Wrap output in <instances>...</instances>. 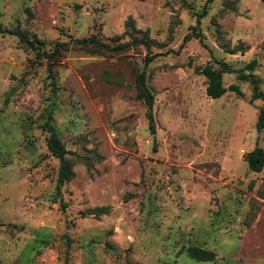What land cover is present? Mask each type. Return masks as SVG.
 <instances>
[{
  "label": "rangeland",
  "instance_id": "1",
  "mask_svg": "<svg viewBox=\"0 0 264 264\" xmlns=\"http://www.w3.org/2000/svg\"><path fill=\"white\" fill-rule=\"evenodd\" d=\"M0 25L46 53L90 36L124 44L131 30L149 42L116 55L71 44L49 62L0 33V264H264V166L246 162L264 150L262 102L235 73L210 99L200 73L256 60L264 94V0H0ZM146 56L154 135L135 88ZM47 113L74 172L59 197ZM192 246L214 259H191Z\"/></svg>",
  "mask_w": 264,
  "mask_h": 264
},
{
  "label": "trees",
  "instance_id": "2",
  "mask_svg": "<svg viewBox=\"0 0 264 264\" xmlns=\"http://www.w3.org/2000/svg\"><path fill=\"white\" fill-rule=\"evenodd\" d=\"M206 9L199 14H196V23H199V20L205 14ZM132 23V21H130ZM131 29V28H130ZM132 31V30H131ZM131 31L128 32L129 41L124 44H117L111 46L108 43H103L96 39L94 36H90L88 38L83 39H74L67 43L58 42L55 44L51 52L46 53L42 51L41 42L36 39H30L23 31L15 28L13 30H8L3 28L0 25V33L1 34H10L16 36L21 43H23L28 49L35 52L37 57H42L47 59L49 62L55 60L58 54L62 51H65L69 45H73L74 47H78L81 49H89L93 52H97L100 54H108V55H116L131 46H136L138 44H142L148 48V33H142V38H137L134 33ZM194 35L199 36V34H187L184 37V41L195 37ZM152 61V57L146 56L143 60L142 69H135V88L137 92V98L142 100L145 105V117L148 121V129L151 134H155V122L153 116V103L154 96L146 85V75H145V67ZM216 66L212 64H207L204 66L200 73L206 78L207 84L205 88V93L210 99H218L222 97L226 92L227 88H225L222 84V76L223 74H237V79L239 81H246L250 84L252 88V94L250 97V102L255 100H260L262 102V106L258 110L257 120H256V131L260 132L264 129V94L258 90V87L261 85V80L251 72L255 69L257 63L256 60L250 61L245 67L241 70H235L233 68L228 67L226 64L222 62H215ZM244 71H248L247 74H244ZM51 86L54 87L53 82H51ZM230 90L240 93V90L237 85H232L229 87ZM43 128L46 130L48 137L46 140V147L48 152L52 157L58 160V170H57V178L55 183V194L60 196V188L61 186L69 182L73 176L74 172L72 170L71 160L67 158L70 152L65 148L63 143L61 142L57 132L53 128L51 124V116L47 113L45 117V121L43 124ZM246 162L248 165V169L252 172H259L264 166V150L255 145V147L247 153ZM108 207H99L96 208L94 213L96 216L108 214ZM188 256L199 262H209L212 261L215 257V254L209 250L201 249L198 247H188L186 249Z\"/></svg>",
  "mask_w": 264,
  "mask_h": 264
}]
</instances>
